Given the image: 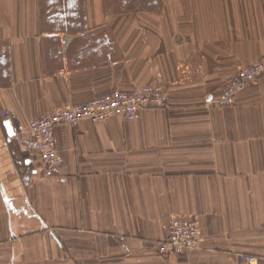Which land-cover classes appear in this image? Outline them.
<instances>
[{"label": "crops", "instance_id": "1", "mask_svg": "<svg viewBox=\"0 0 264 264\" xmlns=\"http://www.w3.org/2000/svg\"><path fill=\"white\" fill-rule=\"evenodd\" d=\"M263 55L264 0H0V264H264V76L212 102ZM148 83L165 107L57 126L52 174L14 140ZM189 214L198 247L160 255Z\"/></svg>", "mask_w": 264, "mask_h": 264}, {"label": "built area", "instance_id": "2", "mask_svg": "<svg viewBox=\"0 0 264 264\" xmlns=\"http://www.w3.org/2000/svg\"><path fill=\"white\" fill-rule=\"evenodd\" d=\"M264 76V55L254 64L240 66L226 81L219 95L212 99L218 106H228L237 100L238 93ZM167 96L159 83L135 86L130 90H113L81 104L53 108L27 123L25 129L14 134V140L34 151L44 165L47 175L63 165L64 160L55 147V129L60 124L76 126L81 120L104 122L119 115L126 120L136 119L146 108L165 107ZM200 240L197 216L174 215L167 225V236L157 244L162 256H178L198 247ZM242 264H258L254 255H240Z\"/></svg>", "mask_w": 264, "mask_h": 264}, {"label": "snow or ice", "instance_id": "3", "mask_svg": "<svg viewBox=\"0 0 264 264\" xmlns=\"http://www.w3.org/2000/svg\"><path fill=\"white\" fill-rule=\"evenodd\" d=\"M5 127L8 128L9 134L11 135L12 134L11 127H10V125H8L7 122H5Z\"/></svg>", "mask_w": 264, "mask_h": 264}]
</instances>
